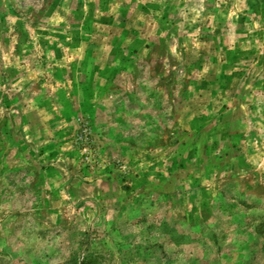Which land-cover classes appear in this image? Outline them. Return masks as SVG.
<instances>
[{"label": "rangeland", "instance_id": "rangeland-1", "mask_svg": "<svg viewBox=\"0 0 264 264\" xmlns=\"http://www.w3.org/2000/svg\"><path fill=\"white\" fill-rule=\"evenodd\" d=\"M0 264H264V0H0Z\"/></svg>", "mask_w": 264, "mask_h": 264}]
</instances>
